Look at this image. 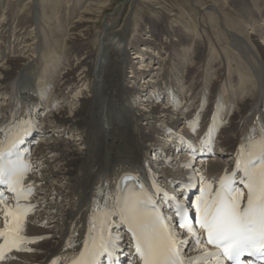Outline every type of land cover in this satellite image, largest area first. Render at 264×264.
Wrapping results in <instances>:
<instances>
[{"label": "bare ground", "instance_id": "6f19581e", "mask_svg": "<svg viewBox=\"0 0 264 264\" xmlns=\"http://www.w3.org/2000/svg\"><path fill=\"white\" fill-rule=\"evenodd\" d=\"M109 1L0 0V120L40 109L47 136L34 154L41 170L30 176L35 212L17 223L0 203V228L40 240L23 242L0 264L65 261L97 229L94 209L109 212L110 189L125 168L171 189L192 178L172 133L197 102L207 113L224 107L217 139L228 155L264 126V0H128L123 22L103 17ZM142 8L150 15L135 23ZM75 87L81 96L71 94ZM224 159L196 165L219 174L231 162ZM173 229L188 241L180 245L186 258L202 255Z\"/></svg>", "mask_w": 264, "mask_h": 264}, {"label": "snow or ice", "instance_id": "6c2138e0", "mask_svg": "<svg viewBox=\"0 0 264 264\" xmlns=\"http://www.w3.org/2000/svg\"><path fill=\"white\" fill-rule=\"evenodd\" d=\"M188 167L195 169L194 163ZM236 168L243 173L240 183L247 188L246 204L241 206V192L236 188V182L222 177L215 192L207 185L202 189L208 192V196L200 197L195 205L194 224L187 226L190 239L197 235L194 229L198 225L206 233L207 243L215 248V251L209 252L203 249L202 239L195 241L201 246L204 264H209L208 257L212 258L214 264H244L242 258L247 264H264V137L258 149L249 151L245 158L236 161ZM19 172L16 162L0 165V184H6L10 190L16 191L15 185L20 182ZM174 186L181 188L178 196H182L187 187L181 183ZM185 213V206L177 204L176 216L183 218ZM120 217L127 224L136 253L143 264H193L192 258H184V250L180 247L188 241L177 236L165 223L167 217L162 216L155 206L148 208L144 200L132 198L121 210ZM177 227L184 229L185 224L178 222ZM23 239L17 228L8 243L15 245L22 243ZM85 246L88 247L87 240ZM100 252H109L108 241L103 237L93 242L87 259L82 260L81 264H95ZM3 258L4 253L0 251V259Z\"/></svg>", "mask_w": 264, "mask_h": 264}, {"label": "rangeland", "instance_id": "374dc122", "mask_svg": "<svg viewBox=\"0 0 264 264\" xmlns=\"http://www.w3.org/2000/svg\"><path fill=\"white\" fill-rule=\"evenodd\" d=\"M111 2V3H110ZM130 3H128V0H110L109 1V5L107 7V9L105 10V12L103 13V17L107 16V15H110V16H113L115 14L118 15V18L121 20V22H123L127 16H129V12H130ZM143 10H139V14H137V20L135 21V23L138 21L139 17L144 18V17H147L148 14L150 15V13L148 12V9L144 11V8H142ZM146 9V8H145ZM112 14V15H111ZM17 15V14H16ZM136 15H134V18H135ZM152 16H150L151 18ZM262 18V17H261ZM16 19V18H15ZM158 20V19H156ZM162 20V22L164 21V19H160ZM263 20V18H262ZM143 22L145 23V25H149L147 24V20H143ZM164 23V22H163ZM10 25H11V22H10ZM162 25V23L160 24ZM264 25V24H263ZM137 34V31H135L134 35ZM162 37V36H161ZM164 37V36H163ZM174 39H176V36L174 35L173 36ZM163 44V43H162ZM190 50H192V46L190 47ZM145 52V51H144ZM165 52V51H163ZM11 53L8 51V53L6 55H10ZM132 54H129L128 57H131ZM166 56H167V53H166ZM70 61H68L69 63ZM65 65V63H64ZM63 66L61 67V69L58 71L59 75H61V73H63V71H65V69H62ZM61 72V73H60ZM178 72V70H177ZM128 74V72H127ZM162 77H160L161 79ZM130 81V78L127 79V82H125L126 85L129 86V88L132 90L135 86V84L132 82H129ZM133 87V88H132ZM78 87H75L72 91H71V94H76L77 93V89ZM55 90V88L53 89V91ZM76 90V91H75ZM78 94V93H77ZM79 96H81V93L78 94ZM1 99V98H0ZM66 102H62V105H65ZM180 104H182V100H180ZM65 139H67V136H64ZM151 156V155H150ZM153 156V155H152ZM151 156V157H152ZM156 178V177H155Z\"/></svg>", "mask_w": 264, "mask_h": 264}]
</instances>
